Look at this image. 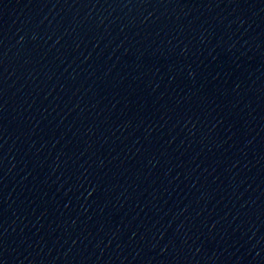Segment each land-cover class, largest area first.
<instances>
[{"label":"water","instance_id":"1","mask_svg":"<svg viewBox=\"0 0 264 264\" xmlns=\"http://www.w3.org/2000/svg\"><path fill=\"white\" fill-rule=\"evenodd\" d=\"M0 264H264V0H0Z\"/></svg>","mask_w":264,"mask_h":264}]
</instances>
